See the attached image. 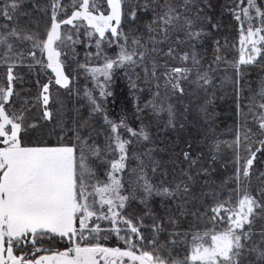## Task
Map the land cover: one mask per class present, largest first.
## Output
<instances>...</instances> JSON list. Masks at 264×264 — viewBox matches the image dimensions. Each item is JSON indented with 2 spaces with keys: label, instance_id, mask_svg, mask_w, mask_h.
<instances>
[{
  "label": "snow or ice",
  "instance_id": "snow-or-ice-1",
  "mask_svg": "<svg viewBox=\"0 0 264 264\" xmlns=\"http://www.w3.org/2000/svg\"><path fill=\"white\" fill-rule=\"evenodd\" d=\"M254 67L264 0H0V264H264Z\"/></svg>",
  "mask_w": 264,
  "mask_h": 264
},
{
  "label": "trees",
  "instance_id": "trees-1",
  "mask_svg": "<svg viewBox=\"0 0 264 264\" xmlns=\"http://www.w3.org/2000/svg\"><path fill=\"white\" fill-rule=\"evenodd\" d=\"M78 51L80 50L78 49ZM80 60L81 62L83 61L82 51H80ZM261 81H264V71H262L260 67L249 68L247 72V78L244 81L245 91L248 92L249 95L258 93L260 90ZM224 91L227 92V95H224V92L218 93L221 98L217 100L215 112L219 131L223 134V138H228L230 136L229 129L234 123L233 114L229 107L231 88L226 85ZM72 102L75 103L74 99Z\"/></svg>",
  "mask_w": 264,
  "mask_h": 264
},
{
  "label": "rangeland",
  "instance_id": "rangeland-1",
  "mask_svg": "<svg viewBox=\"0 0 264 264\" xmlns=\"http://www.w3.org/2000/svg\"><path fill=\"white\" fill-rule=\"evenodd\" d=\"M82 62H83V61H82ZM80 80H81V82L84 81V76H83V74L80 75Z\"/></svg>",
  "mask_w": 264,
  "mask_h": 264
}]
</instances>
